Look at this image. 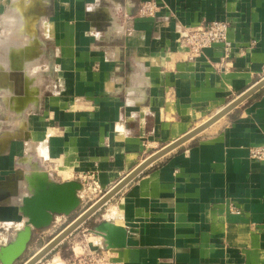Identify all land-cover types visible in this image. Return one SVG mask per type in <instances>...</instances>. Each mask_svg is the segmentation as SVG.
<instances>
[{"label":"crops","instance_id":"crops-1","mask_svg":"<svg viewBox=\"0 0 264 264\" xmlns=\"http://www.w3.org/2000/svg\"><path fill=\"white\" fill-rule=\"evenodd\" d=\"M143 1L0 0V70L23 63L28 76L20 112L0 86V246L24 222L26 177L88 173L106 191L264 76V0H155V16L139 17ZM212 20L229 23L227 55L216 43L189 59L179 37ZM262 143L264 85L128 182L83 237L49 252L54 264H73L75 245L122 264H264V163L247 152ZM44 156L63 158L68 175ZM102 220L125 230L123 247L90 231Z\"/></svg>","mask_w":264,"mask_h":264},{"label":"water","instance_id":"water-1","mask_svg":"<svg viewBox=\"0 0 264 264\" xmlns=\"http://www.w3.org/2000/svg\"><path fill=\"white\" fill-rule=\"evenodd\" d=\"M38 14L39 18V16L45 14V10H40ZM35 39V37H32V41ZM0 75H3V82L0 86L5 90L6 94L10 95L11 99L15 98L19 102L21 108H16V110L19 112L22 111L24 108L22 106L23 102L28 99V87L26 85L28 76L24 64L22 63L18 68L8 70L2 67ZM8 77H13L15 84H11ZM263 85L264 76L219 108L203 122L145 157L133 169L77 214L66 226L22 264H36L39 262L56 245L100 210L102 206L148 165L211 126ZM19 139L22 140L23 138L19 137ZM26 181L28 193L20 196L19 205V211L24 218V222L15 231L12 238L0 246V264H13L25 251L34 230H45L49 228L57 216H69L81 205L80 192L83 189V184L79 180L73 179L57 182L46 172H35L30 177H26ZM90 231L100 235L108 247H123L125 245V230L107 220L100 221Z\"/></svg>","mask_w":264,"mask_h":264},{"label":"built area","instance_id":"built-area-1","mask_svg":"<svg viewBox=\"0 0 264 264\" xmlns=\"http://www.w3.org/2000/svg\"><path fill=\"white\" fill-rule=\"evenodd\" d=\"M159 9L160 6L155 0H145L137 8V15L139 17H153ZM228 27L229 23L227 21L212 20L206 25H197L187 29L179 37V43L187 48L189 59L195 58L204 48L216 43L223 44L224 53L227 55L230 48V42L227 40L226 35ZM247 152L251 160L264 163V143L248 146ZM78 179L83 185H86L88 180L96 183L92 174L88 173L79 174ZM230 210L235 213L239 212L233 204H230ZM86 231L87 229H85ZM73 252V264H122L121 262L110 260L98 250Z\"/></svg>","mask_w":264,"mask_h":264},{"label":"rangeland","instance_id":"rangeland-1","mask_svg":"<svg viewBox=\"0 0 264 264\" xmlns=\"http://www.w3.org/2000/svg\"><path fill=\"white\" fill-rule=\"evenodd\" d=\"M202 118H198V120H196V121L199 122ZM44 157H46L45 162L47 163V165L49 163L51 168H54L57 172H60L61 169L64 167L63 158L58 157L57 159L53 160V159H47L48 156H44ZM60 173L64 175V173H62V172H60ZM65 173H68V172H65ZM93 182L94 181L88 180L86 182L87 184L83 185V189L80 192V195H81L80 207L69 216H58V218H57L58 220L55 219L54 223L49 227V229L43 235V237L44 236L45 237L41 240V243H43V241L47 240L49 237L56 234L60 229H62L64 226H66L69 223V221H71L72 218H74L78 213H80L83 209H85L91 202H93L97 197H99V195H101L105 192V190L100 187L98 180H95L96 183H93ZM84 227H87V224L81 225V227H79L77 230L74 231L73 235L76 236V239H78V236H80V235L81 236L85 235V230H83ZM87 236H89V235H87ZM75 246H76L75 252H77V253L80 252L78 245H75ZM37 247H38V244L33 242L30 245V249L28 250V253L37 249ZM61 253L63 254V251H61ZM55 255H57L55 253V251H52L51 253L46 255L41 261H39L37 264H53L55 261H56L55 263L59 262V259L57 257H54ZM73 257H74V255H73Z\"/></svg>","mask_w":264,"mask_h":264},{"label":"bare ground","instance_id":"bare-ground-1","mask_svg":"<svg viewBox=\"0 0 264 264\" xmlns=\"http://www.w3.org/2000/svg\"><path fill=\"white\" fill-rule=\"evenodd\" d=\"M34 145V144H33ZM39 145V144H38ZM35 147V146H34ZM31 148H33V147H31ZM36 148V147H35ZM37 149V148H36ZM39 149H40V147H39ZM41 150V149H40ZM45 152V151H44ZM60 172H62V173H64V175L66 176L68 173H65V172H67L65 169H61V171ZM110 214V212H108L106 215H109ZM112 214V213H111ZM54 264V263H53Z\"/></svg>","mask_w":264,"mask_h":264},{"label":"trees","instance_id":"trees-1","mask_svg":"<svg viewBox=\"0 0 264 264\" xmlns=\"http://www.w3.org/2000/svg\"><path fill=\"white\" fill-rule=\"evenodd\" d=\"M97 214H100V212H97ZM91 225L93 226L94 224L92 223Z\"/></svg>","mask_w":264,"mask_h":264}]
</instances>
